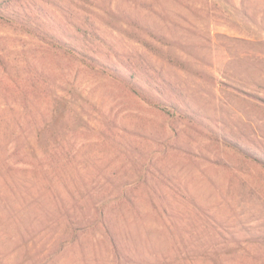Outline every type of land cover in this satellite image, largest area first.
<instances>
[{"label":"rangeland","instance_id":"obj_1","mask_svg":"<svg viewBox=\"0 0 264 264\" xmlns=\"http://www.w3.org/2000/svg\"><path fill=\"white\" fill-rule=\"evenodd\" d=\"M68 217L57 264H115L101 220L124 264H264V0H0V264Z\"/></svg>","mask_w":264,"mask_h":264},{"label":"trees","instance_id":"obj_2","mask_svg":"<svg viewBox=\"0 0 264 264\" xmlns=\"http://www.w3.org/2000/svg\"><path fill=\"white\" fill-rule=\"evenodd\" d=\"M60 221V219H57ZM78 223H81V220H77V218H69L68 222L65 225L64 232L62 234V239L58 242L57 246H52V248H49V251L45 254V249L43 248L41 251L33 252L35 247H31L29 244V240L27 242H23V246L25 247L23 256H22V262H19L17 264H24L27 262H33L34 264H57L61 260V256L59 255L60 251L62 250L63 246L67 243L74 242L78 235L75 234L76 228L74 225ZM100 221L99 220H91L89 219L86 223V227H91L93 229H97ZM101 225L104 228V232L109 236L112 246H113V252H114V262L115 264H124L123 260L125 258V255H122V246H121V239L117 237L115 232L111 231L109 228V224L105 220H101ZM72 230L71 233L67 235V230ZM67 235V236H66ZM66 237V238H65ZM0 259H2L1 262L4 261V258L2 256V253L0 252Z\"/></svg>","mask_w":264,"mask_h":264}]
</instances>
